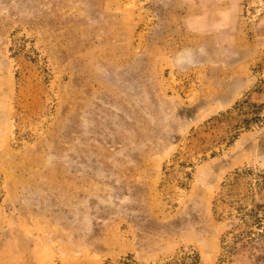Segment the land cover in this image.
Here are the masks:
<instances>
[{"label":"rangeland","instance_id":"1","mask_svg":"<svg viewBox=\"0 0 264 264\" xmlns=\"http://www.w3.org/2000/svg\"><path fill=\"white\" fill-rule=\"evenodd\" d=\"M0 264H264V0H0Z\"/></svg>","mask_w":264,"mask_h":264}]
</instances>
